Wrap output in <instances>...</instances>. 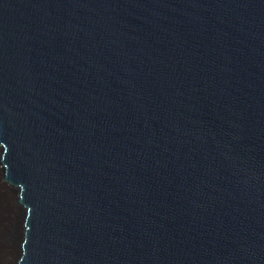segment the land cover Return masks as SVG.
I'll use <instances>...</instances> for the list:
<instances>
[{"label": "water", "instance_id": "obj_1", "mask_svg": "<svg viewBox=\"0 0 264 264\" xmlns=\"http://www.w3.org/2000/svg\"><path fill=\"white\" fill-rule=\"evenodd\" d=\"M0 183V264H264V0H0Z\"/></svg>", "mask_w": 264, "mask_h": 264}, {"label": "rangeland", "instance_id": "obj_2", "mask_svg": "<svg viewBox=\"0 0 264 264\" xmlns=\"http://www.w3.org/2000/svg\"><path fill=\"white\" fill-rule=\"evenodd\" d=\"M2 188H3V189H2ZM4 189H5V191H6V188L3 187L2 184L0 183V195H1L0 198L4 196L3 198L7 199V193L4 192ZM1 190H2V191H1ZM2 192H3V193H2ZM11 262H12V259H11Z\"/></svg>", "mask_w": 264, "mask_h": 264}, {"label": "bare ground", "instance_id": "obj_3", "mask_svg": "<svg viewBox=\"0 0 264 264\" xmlns=\"http://www.w3.org/2000/svg\"><path fill=\"white\" fill-rule=\"evenodd\" d=\"M2 189H3V188H2ZM1 191H2V190H1ZM4 192L7 193V199L4 198L5 202L7 203V201H9V199H10V198H9L10 194H9V191H8L7 188H6V191H5V189H4ZM2 193H3V192H2ZM0 196H1V195H0ZM3 197H4V196H3ZM3 197H2V198H3ZM10 223H11V220H10L7 224H10ZM6 227L8 228V225H7V226L5 225V228H6Z\"/></svg>", "mask_w": 264, "mask_h": 264}]
</instances>
